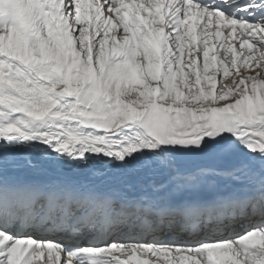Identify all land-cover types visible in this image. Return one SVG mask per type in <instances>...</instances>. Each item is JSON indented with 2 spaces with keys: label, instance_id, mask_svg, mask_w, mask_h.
Masks as SVG:
<instances>
[{
  "label": "snow or ice",
  "instance_id": "snow-or-ice-1",
  "mask_svg": "<svg viewBox=\"0 0 264 264\" xmlns=\"http://www.w3.org/2000/svg\"><path fill=\"white\" fill-rule=\"evenodd\" d=\"M173 257L264 264V0H0V264Z\"/></svg>",
  "mask_w": 264,
  "mask_h": 264
},
{
  "label": "bare ground",
  "instance_id": "bare-ground-1",
  "mask_svg": "<svg viewBox=\"0 0 264 264\" xmlns=\"http://www.w3.org/2000/svg\"><path fill=\"white\" fill-rule=\"evenodd\" d=\"M198 34H199V30H198ZM44 256H45V258L47 257V251H45ZM122 258H126V257H122ZM141 259H153V260H155L157 258L151 257L150 254H143V255H141ZM168 259H176L177 264H178V258L173 257V258H168ZM168 259L160 258L158 260V264H168ZM33 264H43V261L41 259H36L33 261Z\"/></svg>",
  "mask_w": 264,
  "mask_h": 264
}]
</instances>
